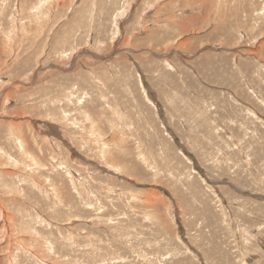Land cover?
Segmentation results:
<instances>
[{
  "label": "rangeland",
  "instance_id": "rangeland-1",
  "mask_svg": "<svg viewBox=\"0 0 264 264\" xmlns=\"http://www.w3.org/2000/svg\"><path fill=\"white\" fill-rule=\"evenodd\" d=\"M0 264H264V0H0Z\"/></svg>",
  "mask_w": 264,
  "mask_h": 264
}]
</instances>
